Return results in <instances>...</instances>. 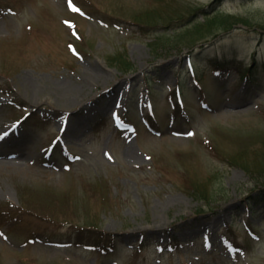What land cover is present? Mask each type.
<instances>
[{
  "label": "rangeland",
  "instance_id": "obj_1",
  "mask_svg": "<svg viewBox=\"0 0 264 264\" xmlns=\"http://www.w3.org/2000/svg\"><path fill=\"white\" fill-rule=\"evenodd\" d=\"M25 113L0 264H264V0H0V132Z\"/></svg>",
  "mask_w": 264,
  "mask_h": 264
},
{
  "label": "bare ground",
  "instance_id": "obj_2",
  "mask_svg": "<svg viewBox=\"0 0 264 264\" xmlns=\"http://www.w3.org/2000/svg\"><path fill=\"white\" fill-rule=\"evenodd\" d=\"M33 86H34V85H31L30 87L33 88ZM69 91H71V90H69ZM69 91L66 92V91H64V90H61V91L59 92V95L62 96V97H64L63 95L67 94ZM71 94L74 95L75 93H71ZM72 97H73V96H72ZM74 97H75V96H74ZM70 98H71V97H68L67 99H70ZM15 138H16V137H15ZM11 145L14 146V147L16 146V148L20 150L19 139H14V140L11 142ZM11 148H12V147H11ZM1 153H3V151L0 149V154H1Z\"/></svg>",
  "mask_w": 264,
  "mask_h": 264
},
{
  "label": "trees",
  "instance_id": "obj_3",
  "mask_svg": "<svg viewBox=\"0 0 264 264\" xmlns=\"http://www.w3.org/2000/svg\"><path fill=\"white\" fill-rule=\"evenodd\" d=\"M226 25H227V24H226ZM226 25H225V26H223V27H224V29H226V28H227V29H229V25H228V26H226ZM210 33H213V32H209V33H208V35H209ZM217 34H218V33L216 32V35H217ZM246 167H247V166H246Z\"/></svg>",
  "mask_w": 264,
  "mask_h": 264
}]
</instances>
